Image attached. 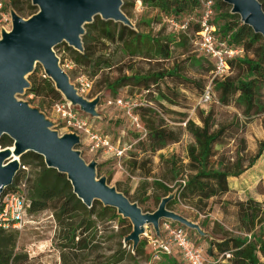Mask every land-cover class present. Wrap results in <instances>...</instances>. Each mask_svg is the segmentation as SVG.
Masks as SVG:
<instances>
[{
    "label": "rangeland",
    "instance_id": "obj_1",
    "mask_svg": "<svg viewBox=\"0 0 264 264\" xmlns=\"http://www.w3.org/2000/svg\"><path fill=\"white\" fill-rule=\"evenodd\" d=\"M0 1L3 2L0 11V20H2L0 39L3 32L12 30L13 12L24 19H28L39 11V8L33 5L32 0ZM203 1L207 0H202V4ZM219 1H212L213 6L214 3H219ZM123 2V5L127 3V6L122 11L131 21L132 28L142 35L155 38V40L166 38L172 33H178V30L170 24V20H177L178 18L181 21L189 19L190 16L198 20L203 11V7L198 8L189 14L186 13L188 16L182 14L179 18L175 15H166L153 4L143 0H130L128 2L124 0ZM228 11V9L221 11L220 7L213 8V23L224 25L225 19L222 13ZM1 14H6L11 21L4 24L5 20H3ZM98 17L102 20L100 16ZM193 30L192 27L187 32L189 38H194ZM185 37L187 36L181 33L174 38L176 43L172 48L169 61L166 63L152 61L150 63L146 59L139 58L133 64L135 72L138 74L154 73L163 68L176 65L181 73L189 77L200 79V74L204 73V79L208 86L210 72L206 71L209 66L206 64L202 67L197 64L196 61L202 58V55L193 44L184 42L183 38ZM181 40L183 41L180 42ZM69 47L64 42L58 45V49H54L61 67L69 75L72 84L78 90L86 88L87 83L92 84L90 91L86 90L83 94L85 98L89 101L100 100L99 105L96 107L97 116L86 114L79 106H75V110L87 118L92 128L100 136H108L118 146H133L127 155L120 160L105 154L104 151L95 155L91 154L86 144H80L76 149L82 152V157L87 163L93 161L97 163L98 178H106L110 186L126 193L132 202L137 203L143 210H148L146 213H153L162 201L159 198H161L163 192L156 183L162 182L164 176L172 177L168 175V165L175 164L181 171L177 180L170 182L172 187H176L174 192L169 195L173 197L172 201L176 197L179 184L184 182L182 177H186L191 172V167H189L191 163L190 147L194 144V139L186 130V122L192 120L201 125L198 118L199 111L208 112L214 108L217 122L231 121L234 115L246 122L239 138L220 148V151L228 156H235L244 148L245 151L242 152L241 156L246 157V165H249V162L258 153L261 144L264 142V114L246 119L242 112L233 105L225 107L217 101L207 105L202 104L203 94L197 86H194L191 90L180 87V96L174 98L175 103L160 97L155 88L148 94L137 86H129L119 89L118 94L115 96L108 90L107 85L120 76L130 75V72L126 70V66L121 64L111 71L107 70L103 76L91 78L84 74V68L76 66L71 60ZM107 47V57L112 56L115 52V46L108 43ZM121 57L122 55L119 54L118 58ZM36 71L39 76H42L44 69L41 64L36 65L34 72ZM214 87L213 84V92L218 99V93ZM118 97H128L138 102L148 103L151 109L155 111L157 114L155 118L152 115H143L145 113L142 110L139 111L147 132L148 121H151V124L152 122L158 124L160 119L164 120L170 128L180 132L179 142L159 151L152 158L153 163L146 164V170L134 166V155L144 157V154H141L137 149L141 135L131 127L122 110L109 104L110 101ZM17 98L19 101L29 104L31 108L39 110L52 124V129L58 132L60 136L70 134L71 128L54 111V106L57 103L65 101L63 96V99L56 101L50 96L27 95L26 89ZM8 148H13V145L7 148L0 145V150ZM160 156H163L165 160H162ZM20 165L26 168H21L18 172V178H23V180L33 179L40 171L39 162L32 158H28L26 162L20 158ZM229 187L230 190L227 194L209 200L206 205L177 198V203L168 207L169 210L187 218L200 227V232L186 228L194 245L204 252L209 264H229L222 261L221 258L215 260L209 256L208 249L212 241L223 240L229 236L245 237L250 235V233L240 230L241 226L237 216L239 203L256 202L261 205V212L256 219L254 232L261 234V229L264 230V150L260 159L253 166L245 170L240 176L229 179ZM27 195L29 196L28 191ZM103 208L105 206L100 201H96V214L93 217L84 210L77 211L73 207V212L60 218L57 217L58 213L52 209L36 214L29 213L23 229L6 232L8 236L14 235L17 237L14 264H105L107 257L114 254L120 247L131 250L133 242H126L124 237L126 234L129 235V225L132 226L131 221L126 219L129 224L123 227L119 225L117 220L109 222V216L102 212ZM145 233L152 236L155 233L154 227L152 225L146 226L145 232L141 236L140 243L144 246V253L137 258V262L139 264H161L165 261V257H161L157 261L153 260V247L149 244V238L145 236ZM175 253H178L182 258L179 251H175Z\"/></svg>",
    "mask_w": 264,
    "mask_h": 264
},
{
    "label": "trees",
    "instance_id": "obj_2",
    "mask_svg": "<svg viewBox=\"0 0 264 264\" xmlns=\"http://www.w3.org/2000/svg\"><path fill=\"white\" fill-rule=\"evenodd\" d=\"M125 1L128 2L130 0ZM143 1L153 4V6L166 15H175L179 16V18L182 14L186 15V13L189 14L195 9L203 7L202 0ZM207 1L214 2V0ZM258 1L264 9V0ZM14 5L17 6L16 3ZM126 6L127 3L122 6V10ZM216 7H220L221 11L225 9L229 10L222 13L225 19L224 25L221 26L216 22L213 23L216 27L217 35L221 40L228 42L229 45L242 47L246 53L243 58L230 62L231 76L223 81L214 82V88L218 93L216 101L225 107L233 105L242 112L246 119L263 115L264 38L262 35L256 34L251 27L243 24L240 16L233 14L232 7L224 1L220 0L219 3H214L213 8ZM193 28V31L197 32L199 25L196 23L193 25ZM181 33L187 36L183 38L185 43L193 44V38H189L187 33H172L166 38L155 40V38L136 32L132 27L114 21H104L97 16L91 24L85 26V34L82 37L84 51L79 52L72 47H69V50L74 64L84 68V74L91 78L103 76L107 70L111 71L121 64L126 66V70L130 72V75L125 74L120 76L107 85L108 90L113 95L116 96L119 89L129 86H137L148 94L155 88L160 97L175 103L174 98L180 96V87L191 90L194 86H197L201 93L204 94L207 87L204 73L200 74V79H196L181 73L178 67L174 65L154 73L138 74L135 72L133 64L139 58L146 59L150 63L152 61L166 63L171 59L172 48L176 43L174 38ZM108 43L115 46V52L112 56L109 55L107 57L106 50H108ZM55 49H58V46ZM119 54L122 55L121 58H118ZM196 62L202 67L207 64L209 68L206 72H210L211 75L214 67L207 57L202 56ZM28 81L30 87L27 89V95L50 96L56 101L63 99L62 94L55 88V84L44 72H42V76H39L37 71L33 72L29 76ZM120 98L131 99L128 97H118L113 100ZM140 110L145 113L143 115H152L154 118L157 116L148 103H143V105L135 109V113L141 118ZM198 118L201 125L192 120L186 122V130L194 139V144L190 147L191 163L189 167H191V172L186 177H182L184 182L179 184L176 190V197L168 203L167 208L171 204L177 203V198L206 205V202L209 200L224 196L230 190L229 179L243 174L263 154L264 142L261 144L258 153L249 162V165H246V157L244 155L241 156L242 152L245 151L244 148L235 156H228L226 153L220 151V148L225 147L229 142L237 140L244 130L246 122L239 119L237 115H234L231 121L217 122L215 109L213 108L208 112L199 111ZM139 139L137 149L141 154H144V157L141 158L139 155H134V166L146 170V164H152V158L159 151L179 142L180 132L170 128L162 119H160L158 124L154 122L151 124V121H148L147 136L143 139L140 137ZM0 145L4 148L10 147L13 145V140L4 135L0 140ZM28 158H32L40 164L38 175L33 179H27V191L30 201L28 214H36L47 209H52L58 213L57 217L60 218L73 212V207L77 211L80 209L84 210L91 217L95 216L96 201L88 209L74 194L73 187L66 175L59 173L55 169L48 168L44 163V158L34 152H28L21 157L24 162ZM160 158L165 160L163 156H160ZM167 170L168 175L172 177L168 178L164 176L162 177V182L156 183L163 192L159 200L168 197L174 192L176 187H172L170 182L177 180V177L181 174V171L175 164L168 165ZM22 180L23 178H18L17 174L14 183L6 188L4 193L7 194L16 190V186ZM122 193L128 197L126 193ZM130 201L132 200L130 199ZM238 207L237 216L241 226L240 230L250 233V235L245 237L229 236L223 240L212 241L208 254L215 260L221 258L222 261H226L229 264H264V230L261 229V234L254 232L256 219L261 212V205L256 202H241L238 204ZM142 211L144 213L148 212V210L143 209ZM102 212L109 216V222L117 220L121 227L129 224L114 208L105 207ZM178 225L182 226L181 224ZM129 228L130 235L133 228L131 225H129ZM184 228L190 236L188 229ZM6 232L8 231L0 229V264H14L17 237L14 235L8 236ZM129 235L126 234L124 236L125 239ZM142 253H144L142 243H139L135 250L133 248L127 250L120 247L114 254L107 257L105 264H139L137 258ZM163 257H165V261L161 264H185L179 254L175 252L171 256Z\"/></svg>",
    "mask_w": 264,
    "mask_h": 264
},
{
    "label": "water",
    "instance_id": "obj_3",
    "mask_svg": "<svg viewBox=\"0 0 264 264\" xmlns=\"http://www.w3.org/2000/svg\"><path fill=\"white\" fill-rule=\"evenodd\" d=\"M124 0H32L39 11L28 19L12 13V30L3 32L0 39V140L6 135L13 140L11 148L0 150V196L10 187L21 169L20 158L34 152L42 156L48 168L67 176L73 192L91 208L95 201L132 223V233L125 239L133 242L135 250L148 225L160 234V223L169 220L200 232V227L187 218L169 210L173 197L162 199L153 213H144L137 203L98 178L97 163H87L76 149L81 141L74 133L60 136L52 124L17 96L30 87L28 76L41 64L45 75L66 101L79 106L88 115L97 116L100 100L89 101L80 95L69 75L61 67L55 47L67 43L79 52L84 51L82 37L85 26L97 16L132 27L123 13ZM240 16L243 24L264 38V9L258 0H223Z\"/></svg>",
    "mask_w": 264,
    "mask_h": 264
},
{
    "label": "built area",
    "instance_id": "obj_4",
    "mask_svg": "<svg viewBox=\"0 0 264 264\" xmlns=\"http://www.w3.org/2000/svg\"><path fill=\"white\" fill-rule=\"evenodd\" d=\"M0 1V11L3 7ZM4 24L11 21L6 14H1ZM213 2L203 1V11L201 17L195 20L189 17L183 21L175 19L170 20V24L175 27L178 32L187 33L196 23L199 30L194 32L192 43L200 55L207 57L213 63V71L210 75V83L206 87L202 95V104H210L217 100L213 92V84L215 81H223L232 75L230 62L245 56V50L242 47L229 45L217 35L216 27L212 21ZM2 20H0V33H2ZM9 33V32H8ZM91 83H87L86 88L78 90L79 94L90 91ZM124 112L128 118L131 127L137 131L141 138L147 136V130L143 126L142 120L135 109L143 103H139L133 99H116L109 102ZM55 113L66 122L71 128L70 133L78 135L81 145L86 144L91 154L103 152L115 159L124 158L132 149V145L118 146L114 144L108 136H100L90 125L87 118L82 113L75 110L70 102L64 101L54 106ZM82 155V152H81ZM26 169L25 167H21ZM5 192V191H4ZM30 201L27 195V179L22 180L16 186V190L0 196V229L4 231L21 230L27 222ZM149 238V244L153 247V260H160L163 256H171L175 251H179L185 264H209L204 252L196 247L188 235L186 229L177 223L169 220H163L160 223V234L155 233ZM229 257V255H227Z\"/></svg>",
    "mask_w": 264,
    "mask_h": 264
},
{
    "label": "bare ground",
    "instance_id": "obj_5",
    "mask_svg": "<svg viewBox=\"0 0 264 264\" xmlns=\"http://www.w3.org/2000/svg\"><path fill=\"white\" fill-rule=\"evenodd\" d=\"M11 151L13 152V148H11Z\"/></svg>",
    "mask_w": 264,
    "mask_h": 264
}]
</instances>
